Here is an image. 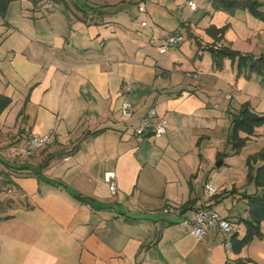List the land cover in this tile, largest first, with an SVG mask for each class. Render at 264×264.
I'll list each match as a JSON object with an SVG mask.
<instances>
[{"label":"crops","instance_id":"obj_1","mask_svg":"<svg viewBox=\"0 0 264 264\" xmlns=\"http://www.w3.org/2000/svg\"><path fill=\"white\" fill-rule=\"evenodd\" d=\"M74 1L78 11L56 1L11 0L0 14V94L12 98L0 133L53 131L25 166L30 173L12 176V201L0 213L7 216L0 220V264H264V219L262 235L237 250L235 231L225 244L216 230L198 239L182 223L207 207L236 223L238 238L245 234L247 195L261 192L254 181L261 160L247 161L264 148V123L241 132L247 142L235 152L232 119L245 103L264 114V70L239 73L231 58L218 68L209 46L247 54L264 47V20L246 8H217L214 0ZM227 25L215 42L208 29ZM176 31L182 43L160 52ZM131 79L127 117L121 86ZM150 107L167 120L161 137L131 129ZM108 171L116 173V193ZM224 173L233 179L217 181ZM207 184L217 188L213 196ZM230 196L241 211L222 208ZM168 204L183 214L164 213Z\"/></svg>","mask_w":264,"mask_h":264},{"label":"trees","instance_id":"obj_2","mask_svg":"<svg viewBox=\"0 0 264 264\" xmlns=\"http://www.w3.org/2000/svg\"><path fill=\"white\" fill-rule=\"evenodd\" d=\"M32 1L36 4L40 0ZM54 1L63 4L65 11L69 10L67 0ZM10 2L11 0H0V14H5ZM213 3L217 8L224 9L231 13H233L238 8H246L256 17L264 20V10L261 9L262 3L258 0H214ZM83 19L87 20L86 17ZM227 28L228 25L222 28L211 27L208 29V31L214 37L215 42H218L223 38ZM215 45L216 44L214 43L209 46V51L216 67H223L224 60L226 58H231L232 60H237L239 73L245 68H249L250 71H257L260 73L263 72L264 61H259L258 58H253L251 54L242 53L231 48L229 45ZM11 103L12 98L10 96L0 94V115L10 106ZM263 123L264 114L259 115L253 112L250 109V105L248 103H245L241 107L239 113L235 114L232 119L233 128L231 139L235 152H238L247 142V138L242 137L240 133L246 132L248 135L253 134L255 132V128ZM102 130L103 129L87 132L79 139V141H82L87 136H95ZM258 158L261 160V162L256 168L254 181L261 188V192L247 195L249 216L242 220L244 222L246 231L242 238L237 237V232L233 234L231 243L234 250L241 249L243 246L249 244L254 237L262 235L261 222L264 219V148L257 155L249 157L247 163L251 164L252 160H257ZM44 166H46V163H42L40 165L41 168ZM249 169L251 170V167H249ZM33 174H36L39 179L43 177L39 171H34ZM48 181L55 185L63 184L62 182L50 179ZM8 182L10 183L11 187L15 184L11 176L8 177ZM5 217L7 216L0 217V220Z\"/></svg>","mask_w":264,"mask_h":264},{"label":"built area","instance_id":"obj_3","mask_svg":"<svg viewBox=\"0 0 264 264\" xmlns=\"http://www.w3.org/2000/svg\"><path fill=\"white\" fill-rule=\"evenodd\" d=\"M54 3V2H53ZM191 7L196 9V3L194 1L189 2ZM141 11H144V7H139ZM146 25V21L142 22V26ZM140 33V32H139ZM184 40L183 34L180 31L172 32L166 36L163 44L159 47L160 52H166L170 47H176ZM189 76H198L199 73H188ZM134 79L125 82L121 86V94L125 96L122 103V114L124 116H131L133 114V107L131 102L128 100V96L132 91ZM228 97H231L228 95ZM133 133L137 136H153L161 137L167 133V120L157 115L155 107H150L148 111L141 117L138 124L131 125ZM53 136V131H49L43 135H31L26 140V143L21 148V151L26 155L35 153L38 149L47 145ZM105 179L109 185L110 191L116 193L118 188V182L116 173L114 171L106 172ZM206 192L213 196L217 192V188L212 184L206 185ZM164 213H172L175 215H182L183 209L177 205H165L162 208ZM182 223L187 225L190 224L192 233L198 239H206L208 233L211 230H216L225 237L224 243L226 244V235L233 231L238 232L239 226L229 220L227 217L222 216L218 211L211 210L207 207H201L195 211L192 219L184 217Z\"/></svg>","mask_w":264,"mask_h":264},{"label":"rangeland","instance_id":"obj_4","mask_svg":"<svg viewBox=\"0 0 264 264\" xmlns=\"http://www.w3.org/2000/svg\"><path fill=\"white\" fill-rule=\"evenodd\" d=\"M262 3L261 9L264 10V0H258ZM47 2L51 3L52 5L54 0H47ZM68 7L71 11H78L79 5L74 0H67ZM93 9V7L90 8V10ZM172 48L176 47H170L168 50H171ZM167 50V51H168ZM249 54H253V58H258L259 61H264V47H260L255 50L251 49L249 51ZM256 60V59H255ZM29 138V135L24 137L20 134V132H9L6 130L4 133H0V213H3L6 210L7 205L12 201V193L10 192V183L8 182V177L13 175H26L30 172L28 169L25 168V166L30 164V161H34V159L37 158V154L41 153L46 149L45 145L44 147L38 149L35 151V153L31 155H26L21 151V148L26 143V140ZM226 144V143H223ZM228 151L230 152V146L227 144ZM248 149H252L250 146ZM227 151V152H228ZM211 171V169H209ZM221 179H233V173L229 174H220L216 180L221 181ZM217 184V183H214ZM232 196L228 197V201H226L224 204H222V208L227 210V212H239L241 211L240 206H235L232 203ZM221 209V208H220ZM243 224L244 222L241 221Z\"/></svg>","mask_w":264,"mask_h":264},{"label":"water","instance_id":"obj_5","mask_svg":"<svg viewBox=\"0 0 264 264\" xmlns=\"http://www.w3.org/2000/svg\"><path fill=\"white\" fill-rule=\"evenodd\" d=\"M222 164H223V158H221V159L217 162L216 166L219 168V167H221Z\"/></svg>","mask_w":264,"mask_h":264}]
</instances>
